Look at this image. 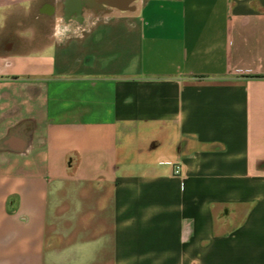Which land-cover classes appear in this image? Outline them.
<instances>
[{"label": "crops", "instance_id": "1", "mask_svg": "<svg viewBox=\"0 0 264 264\" xmlns=\"http://www.w3.org/2000/svg\"><path fill=\"white\" fill-rule=\"evenodd\" d=\"M0 264H264V0H0Z\"/></svg>", "mask_w": 264, "mask_h": 264}, {"label": "built area", "instance_id": "2", "mask_svg": "<svg viewBox=\"0 0 264 264\" xmlns=\"http://www.w3.org/2000/svg\"><path fill=\"white\" fill-rule=\"evenodd\" d=\"M180 171H181V168H180V166H176V173H177V174H179V173H180Z\"/></svg>", "mask_w": 264, "mask_h": 264}]
</instances>
